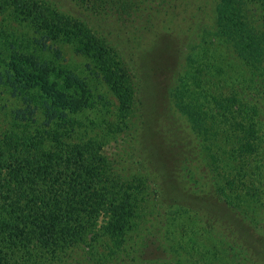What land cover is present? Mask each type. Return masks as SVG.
Listing matches in <instances>:
<instances>
[{
	"label": "rangeland",
	"instance_id": "obj_1",
	"mask_svg": "<svg viewBox=\"0 0 264 264\" xmlns=\"http://www.w3.org/2000/svg\"><path fill=\"white\" fill-rule=\"evenodd\" d=\"M52 1L63 12L83 17L123 57L134 79L135 107L123 125L116 98L88 58L66 43H47V49L41 50L40 60L57 57V64L85 81L93 100L91 107L74 116L73 126L83 133L70 132L67 140H99L117 179L142 197L144 224L133 233L140 244L133 243L130 252L105 263L164 261L170 253L164 256L161 251L173 245L169 237L180 233L174 224L188 219L183 223L193 226L192 235L198 242L194 253L204 255L194 258L205 259L199 264H264V62L255 69L218 36L219 10L225 0ZM0 31L6 39L0 41V133L9 131L15 120L22 125L35 121L42 128L50 123L43 109L17 96L5 77L11 71L8 54L17 49L26 52L40 36L10 13L0 15ZM176 87L196 97L205 88L238 103L258 129L261 146L257 155L246 161L237 158L238 143L230 136L209 144L177 106ZM228 161L235 171L244 167L240 176L225 168L233 180H241L243 172L251 176L255 185L248 193L243 190L234 195L231 186H224L220 167ZM169 194L202 199V210L193 205L187 214L175 215L176 205L170 207ZM236 194L247 196L240 199ZM225 195L232 203H225ZM98 241V254L105 257L109 236ZM85 255L78 251L66 264H96L91 259L84 261Z\"/></svg>",
	"mask_w": 264,
	"mask_h": 264
},
{
	"label": "trees",
	"instance_id": "obj_2",
	"mask_svg": "<svg viewBox=\"0 0 264 264\" xmlns=\"http://www.w3.org/2000/svg\"><path fill=\"white\" fill-rule=\"evenodd\" d=\"M78 1L88 4L96 0ZM6 13L40 36L26 52L17 49L8 54L11 71L6 82L17 96L41 107L50 123L41 128L35 121L22 125L15 120L9 131L0 133V264H66L78 251L86 253V262H111L130 252L133 243L140 244L133 233L141 231L144 224L142 197L117 179L114 164L99 140H67L70 132L83 133L73 126L74 116L91 107L93 100L85 81L57 64V57L40 60L41 50L47 49V43H66L88 58L116 98L123 125L130 121L136 102L129 66L83 17L63 12L52 0H0V15ZM218 36L230 43L241 59L260 69L264 62V0H225L219 10ZM0 41L6 42L1 31ZM186 90L176 87L173 92L177 106L209 144L233 137L238 143L237 158L246 161L257 155L261 146L258 129L238 103L205 88L197 97L191 91L187 96ZM222 167L224 186H231L234 195L236 191L248 193L255 185L245 172L237 182L225 171L229 168L227 171L240 176L244 167L235 171L229 161ZM227 196L225 203H232ZM169 198L170 207L176 205L175 215L187 214L193 205L202 210V199L177 198L175 194ZM224 209L229 210L228 206ZM186 220L168 224H174L180 233L169 237L173 245L161 251L170 255L152 264L202 262L204 257L194 258L204 255L194 253L198 242L192 235L193 226L183 223ZM103 235L109 236V247L105 257H100L98 240Z\"/></svg>",
	"mask_w": 264,
	"mask_h": 264
}]
</instances>
